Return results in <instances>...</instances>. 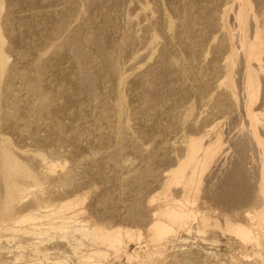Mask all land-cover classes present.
<instances>
[{
	"label": "bare ground",
	"instance_id": "6f19581e",
	"mask_svg": "<svg viewBox=\"0 0 264 264\" xmlns=\"http://www.w3.org/2000/svg\"><path fill=\"white\" fill-rule=\"evenodd\" d=\"M87 1L77 0L74 7L69 8V11L66 9L68 14L62 15L56 20L52 29L48 31L49 46L53 48L52 50L57 55L68 51L74 60L76 68L72 80L73 90L71 93L67 91L63 94V97L72 103L75 101L74 94L82 87L89 91L86 92L90 93L95 101L99 97L98 84L92 77L94 75H92L93 72L91 73L93 67L91 68L88 53L85 49L88 43L95 47L98 58L103 65V70L101 69L102 76H100L102 77L101 84L105 87L107 84L111 86L112 97L114 98V101L111 99L114 106L110 109L113 113H110L107 104L102 103L99 106L101 108L99 120L102 118L108 121L111 114L116 120L115 123L112 122L113 124L108 123L110 128L107 125L114 134L115 143L108 144L104 150L109 159L117 161L114 152L123 147L121 131L124 126L121 123L127 105L123 93L125 79L123 62L118 55L126 50L132 39V34L129 32L130 30H125L126 32L119 36V42H115L116 44L110 52L100 36V27L93 21L95 18L92 17L94 19L88 20L85 18L87 15H83V12L89 8ZM154 1L157 0H142L143 4L149 5V11H143L139 18L148 16L150 18L148 22L142 23V30L146 31L147 36L143 38L142 35L141 42L147 48L154 44L158 46V60L165 63L166 68L171 72L184 71L185 66L178 62V58L182 56L191 58L195 56V50L190 47V44L185 43L180 33L182 30L193 31L195 22L201 20L202 25L198 24L199 28L207 33L206 45L230 58L232 62H238L240 73L237 80L241 83L238 89L245 94L242 97L234 96L228 90L229 87L226 90L221 85L222 83H219L218 91L213 93L211 100H208L211 97L212 85L210 81H206L201 83L200 92L194 97V106L174 114L177 125L182 130L185 129L182 131V137L186 145L176 148L177 155L173 158V162L178 169V173H174L170 177L174 180L177 179V181L182 178L184 186L176 189L183 194L191 195L193 200L190 203H193V205L185 204V206L180 205L179 207L171 205L155 211L152 207L153 199H145V194L142 192L144 188L142 191L139 190V194L128 202L125 217L135 226L146 227L150 239L160 244L164 251L160 253V257L157 256L158 258L151 256L153 251H150V246H148L150 247L149 250L144 248V250H137L140 246H136L130 252L128 243L132 241L137 244L140 243L141 232L112 223L110 220L115 216V212L99 210L96 216H83V212L77 206L79 204L78 196L71 199H58L57 195L62 191L59 188L57 189V186L67 187L68 185L70 187V185H73L70 169L64 174L62 172L63 180L62 183L58 184V178L41 171L44 168L51 171L57 166L55 163L48 164L46 160L42 161L44 152L42 153V151L36 149L32 150V148L28 150L31 149L33 154H30L27 150L19 152L20 149L17 151V147L14 146L16 141H11L7 137L8 135L5 136V133L0 132V264H27V262L32 263V260H40V262L34 261L32 264H122L124 258L128 264H264V231L262 230L264 228V65L258 63L260 52L264 50V0H189L190 5L201 8V11H198L199 14L194 16V13L191 15L187 12L188 10H184L188 14L182 12L179 18L180 23L177 20V23L173 21L174 14L172 10L162 11L161 7L160 9L156 4H153ZM150 3L154 6H150ZM94 4L95 8H99L102 2L101 0H95ZM7 6L8 3L5 0H0V120L5 122L10 119L14 121L22 119V114L19 113V108L22 105H19L20 107L16 106L17 97L14 96V89L12 88L16 83L13 79L17 77L18 73L20 74V71L18 72V70H15L16 68L10 67L5 46L8 41H5L7 30L5 28L6 31L4 32L3 23H11L9 12L3 13V9ZM186 7L183 8L186 9ZM231 11L233 13L231 17L228 16L229 19L227 20V13ZM136 20L139 19L136 17ZM161 25L162 28L166 26L170 29V34L167 37L168 45L158 44V38L161 34L159 26ZM230 25L238 27L235 34L229 33L228 27ZM103 32L105 31L103 30ZM44 44L47 43L44 42ZM171 48L177 54L174 56H171V54V57L168 58L166 54ZM51 52L49 50V53ZM143 56V52L136 53L137 58ZM39 57H41L40 54ZM91 57L90 59L93 62L95 58ZM217 58L212 66L215 73L222 72L224 68L221 63L223 59L219 62ZM45 59H48V56ZM45 59L40 61H45ZM29 61L27 65H29ZM27 65L25 68H27ZM43 66L45 65L43 64ZM45 67L47 68V64ZM46 68L43 70L45 71ZM21 74L19 76L22 77ZM135 75L133 77H137ZM28 76L27 74V79ZM26 77L24 76V78ZM27 79L24 82L27 84V88H30L36 94V96L34 95L36 98L34 99L31 95L34 100L29 101L27 99L26 107L31 112L34 111L32 113H35L38 121H40L39 117L42 119L44 113L50 111L51 101H54L56 97L62 98V96L53 94L50 97L47 88L45 89V86L43 88V84L42 86L40 84L42 79L33 81L31 75L29 79L33 82H29V79L28 81ZM139 81H141L140 84L147 86L152 84L163 85L161 80L153 81L144 78ZM16 86L18 88L21 85ZM257 92L261 95L259 99V95H256ZM257 99L259 100L258 103L256 102ZM95 105L97 106V104ZM27 108L25 109L28 110ZM73 115H75L74 112ZM30 116L28 118H31ZM30 121L31 119L28 122ZM194 121L195 125L193 124ZM5 122H2V124H5ZM22 125H25V123ZM18 127L23 130L24 126ZM61 128L62 124L59 122L52 126V131L54 130L55 134L62 136ZM35 130H37L35 134H38V128ZM104 132L106 131L104 130ZM11 133L10 136L12 137ZM35 137L37 136H34V140ZM62 139L66 141L68 138L64 136ZM30 140L32 141V138ZM104 143H107V141ZM44 157L46 158V156ZM41 175L45 178L48 186L44 185V181H42L43 184H39L37 189H30V186H27L28 180L30 185L31 181L34 185V181L39 180ZM24 177L28 180H25ZM138 183L141 188L142 180L139 179ZM195 202L196 205H194ZM158 214L161 217L156 216ZM220 216L223 218V224L218 221ZM191 220L195 221V233L193 234L198 236L200 241H207V235L211 234L210 239L213 243L217 245L222 242L228 250L222 251L200 244L198 247L196 244H192L196 247L176 245V240L174 241L172 238L173 232L176 228L184 230H187L188 227L192 228L191 225L187 227ZM254 225L258 228L253 227ZM259 226H262V229ZM255 230L258 231L255 232ZM220 237H224L225 240L222 241ZM185 244L187 245V243ZM50 245L51 248L55 249H52V252H49ZM248 246L252 250L248 249ZM61 247L65 249H61ZM216 247L218 248V246ZM244 248H247L250 252L252 251L254 256L249 258V254L246 253V249V252L243 250ZM237 249L238 252L234 253L233 251ZM26 251H30L29 256Z\"/></svg>",
	"mask_w": 264,
	"mask_h": 264
},
{
	"label": "rangeland",
	"instance_id": "374dc122",
	"mask_svg": "<svg viewBox=\"0 0 264 264\" xmlns=\"http://www.w3.org/2000/svg\"><path fill=\"white\" fill-rule=\"evenodd\" d=\"M5 1L8 3V6L7 8L3 9V13L5 14L9 12V16L11 17V21L9 20L11 23H3L5 26H3V30L5 28L7 30H4V32L6 31L5 37L7 36L5 38V41L9 42V44L8 42L5 44L8 59L10 61L9 65L10 67L12 66L13 68H16L15 70H18V72L20 71V74L25 69L23 74H21L23 78L19 76L20 74L17 72V77L13 79L16 82H13L15 86H12V88L14 89L13 94L15 97H17V101L15 100L16 106L18 105V107H20L22 105V107L19 108V113L20 115L22 114V119L24 117V121L22 119L18 121L15 120L16 122L13 119L8 120L7 122L0 120V122H5V124L3 123L4 125L1 122L0 132L3 134L5 133V136L8 135L7 137L10 138L11 141H16V143H14V146L17 147V151H19L20 149L19 152L27 150V152L33 154L32 150L34 149L42 151V153L44 152L43 155L46 156V158L42 156V161L46 160L48 164L55 163L57 166L54 170L51 171L46 170L45 168L41 169V171L48 173L50 176L58 178V184L62 183L61 181L63 180V174L70 169L69 172H71L72 174L73 185H70V187L68 185L67 187L63 185L57 186L56 188H59V190L61 189L60 191H62L57 195L58 199H71L75 196H78L79 204L77 206L80 207L81 211L83 212L82 215L86 217H89L90 215L96 216L99 210H104L112 213L115 212V216H113L112 219L110 218V221L112 223H116L121 226H127L133 230H138L139 232H141L140 243L137 244L134 241L129 242L128 250L131 252L136 246H140L137 250H149V248L151 247L150 251H153L151 256H153V258L160 257V253L164 251V249H162L163 247L160 246V244H157L150 239L147 228L144 226H135L132 222L126 219L125 215L128 202L131 198L139 194V192L144 188L142 192L143 194H145V199H153L152 207L155 209V211L164 209L171 205L175 207H179L180 205L185 206V204H188L189 206L193 205V203H190V201L193 200L191 195H187L186 193L183 194L181 191L177 190L184 186V181L182 180V178L177 181V179L174 180L170 177L173 176L174 173H178V169L174 166L173 162V158L177 155L176 148L186 145L185 141L183 140L184 138L182 137V131H184L185 129L183 128L184 130H182V128L177 125L174 114L178 113L179 111H185L194 106V97L197 96L200 92L199 87L201 83L206 81H210L212 85V91L210 94L211 97H209L208 100H211L213 93H216L218 91L219 83H222L221 85L226 90L229 87L228 90H230L234 96H244L245 94L238 89L241 85L240 81L237 80V77L240 73L239 65L237 64L238 62H232L230 58L223 56L219 51L206 45L205 39L207 33L199 28L202 23H200L201 20H197V22H195L194 24L193 31L188 32L182 30L180 33L185 43L187 45L190 44V47L195 50V56L191 58H185L184 56L179 57L178 62H181L180 64L185 66V70L171 72L166 68L165 63L158 60V46L154 44L150 48H147L144 43L141 42L142 35L143 38L147 36L146 31L142 30V23L148 22L150 18L149 16L146 18H139V15H141L143 11H149V5L143 4L142 0H101V7L95 8V0H88L87 2L89 3V8H87L83 12V15H87L88 17H84L88 20H92L95 18V20L93 21L97 26L100 27V36L102 37L103 42L106 44V47L110 52L113 50L114 45L119 42V36L126 32L125 30H130L129 32L132 34L130 44L127 46L124 52L119 54L120 56L118 55V57L123 62V73L125 77L123 83V93L125 95L127 105L121 123L124 126L122 127L121 131V142L123 147L121 148L122 150L120 149L121 151L117 150L114 152V157L117 159V161H115L108 158L104 148L110 143H115V137L114 134H112L113 132H111L112 130H109V124L115 123L116 120L112 116V114L109 118L110 120L108 121L102 118H100L99 120V117L101 115V108L99 106H101L102 103H105L109 106L110 113H113L110 109H112V107L114 106V98L112 97L111 86L107 84V86L105 87L101 84L102 77L100 76H102L101 72L103 70V65L98 58V53L95 50V47L92 44L90 45V43H88L86 45L87 48L85 47V49L88 53V60L90 62L91 68L93 67L91 69V73L93 72L92 75L94 74L92 77L98 84L99 97L96 98L95 101V98L90 93H88L89 91L86 88L82 87L78 89L74 94L75 101L72 103L67 101V99L63 97V94L67 91H70L69 93H71L73 90L72 80L76 68L74 60L68 51H64L61 55H57L52 50L53 48L49 46L50 37L48 35V31L52 29V26L59 17L68 14L69 8L71 9L72 7H74L77 0ZM153 4H156V6H158L159 8L161 7L162 11H166L168 9L172 10L173 14L178 17V19H176L177 17L173 15V21L176 23L177 21L178 23L181 22L179 21V18L182 15V12H189L191 13V15L194 13L193 15L196 16L199 14L198 11H201V8L190 5L189 0H157L154 1ZM152 5L150 3V6ZM189 6L192 8H190ZM181 7L183 10L181 9ZM183 7H186V9ZM179 10L181 11V13ZM184 10L188 11L186 12ZM232 13V11L227 13V20L229 19L228 16L231 17ZM89 16L91 17V19H89ZM136 17L139 20H136ZM128 19L130 20L128 21ZM198 23L200 24V26ZM159 27L161 30V34L158 38V44L164 43L168 45L169 41L167 40V37L170 34V29L166 26H163L162 28V25ZM167 29L169 30V32ZM11 30L12 32H10ZM103 30L105 32H103ZM236 30H238V27L236 25H230V27H228V31L231 34H235ZM43 32L47 33L44 34ZM44 42H46L48 45L44 44ZM7 46L9 47L7 48ZM260 46L262 45L260 44ZM48 47H50L51 49ZM49 50L50 52L52 50V52L49 53ZM138 51L140 53L143 52L144 56L141 58H137L136 53H139ZM39 54L41 57H39ZM176 54L177 52L171 48L166 56L169 58ZM46 55L48 56V59H45L47 58ZM91 56L93 57V59L95 58L93 62L92 59H90ZM33 57L35 58L33 59ZM216 58L219 60V62H221V60L223 59L221 63L223 64L224 68L223 71L219 73H215L212 70V66ZM259 58L260 61L258 60V63L264 65V50L260 52ZM41 59H45L46 63H44L45 61H40ZM28 61L30 62L29 65H27ZM162 63L164 64V66ZM43 64L45 66L47 64V68L43 66ZM26 65L27 68H25ZM44 68H46L45 71L43 70ZM39 69L42 70L40 71ZM27 72H29L30 74ZM27 74L29 76L31 75V79L33 81H36L37 79H39L40 81L42 79L40 81V84L41 86L43 84V88L44 86L45 89L47 88L46 90L48 94H50V97L53 94H55L56 96H62V98L56 97L54 98V101H51L52 103L50 111L45 112V116L43 115L42 119L41 117H39V120L41 122L38 121L37 115L35 113H32L34 111L31 112V110L26 107L28 100L31 101L36 98V94L33 93L30 88H27L28 86L27 84H25ZM23 75L26 78H24ZM41 75H44V78ZM134 75L137 77H133ZM17 78L20 79L18 80ZM142 78H148L149 80L153 81L161 80L163 81V85H143L140 84L141 81H139L143 80ZM31 79H29V82H33ZM217 79H219V82L216 81ZM20 81L23 85L20 84ZM215 81L217 82V84ZM16 85H21L22 87L20 86L21 88H17ZM24 85V88L25 90L27 89V92L23 88ZM15 91L18 92H16L17 95L15 94ZM100 92L102 95L100 94ZM31 95H33L32 97L34 99L31 97ZM256 95H259L258 99L261 96L258 92ZM258 99L256 100L257 103L259 101ZM22 100L23 102L20 103V101ZM145 100L147 103H144ZM95 104H97V106ZM159 105L160 107H158ZM23 106L25 107L23 108ZM25 108H27L28 110H26ZM57 110L59 111L57 112ZM27 112L32 115L30 116V114ZM73 112L75 115H73ZM28 116H30L31 118H28ZM30 119L31 121L28 122ZM59 122L60 124H62V136H58V134L54 133V130L52 131V126L58 124ZM23 123H25V125H22ZM193 124L195 125V121L193 122ZM107 125L109 128L107 127ZM18 126H24L22 128L23 130H20L21 127L19 128ZM14 127L15 129L13 130ZM37 128L38 134H35L37 133V130H35ZM104 130L106 132H104ZM33 131L34 135L32 134ZM68 131L70 132L68 133ZM10 133L12 137L10 136ZM106 133L107 135H105ZM34 136H37L35 137V140ZM64 136H67V142L63 141L62 138ZM30 138H32V141L30 140ZM106 141L107 143H104ZM21 148L25 149L22 150ZM29 148H32V150H28ZM73 165L75 166L73 167ZM42 176L43 175H41V178L39 180L34 181V185H32L33 181H31L30 185V181L26 177H24V179L26 178L25 180H28L29 182L28 184L26 183L27 186H30L29 188L34 190L39 187V184H43L42 181H44V185L48 184L47 182H45V178ZM139 179L142 180V185L140 184L141 188L139 187L138 183ZM166 187L168 188V190ZM103 196L105 197L103 198ZM194 205H196V202L194 203ZM156 216L161 217V215L159 214ZM218 221L220 224H223V218L221 216L218 218ZM189 225H191L192 228H189ZM194 226L195 221L191 220V222L187 224V230L176 228L172 236L174 241H177H175V244H180L183 247H188L190 245L195 247L197 245L198 247V245L200 244L203 246L206 245V247L220 249L222 251L228 250L225 244L222 242L218 243L217 245L216 243H213L210 239L211 234L207 235L209 238H207V241H200L198 236L193 234L195 233ZM253 227L258 228V226L256 225H254ZM259 228L262 229V226H259ZM262 230L264 231V228ZM256 231L258 230H255V232ZM178 238L180 239V241ZM184 238L186 239L183 240ZM220 238L222 239V241L225 240L224 237ZM186 240L187 242L185 243H187V245L184 243V241ZM216 246H218V248ZM249 247L250 246H248L247 248L252 250V248ZM50 248L51 245L49 246V249ZM247 248H244L243 250L246 252ZM52 249L53 248H51L49 252L55 250ZM61 249L65 248L61 247ZM153 249H155L157 253ZM160 249L162 250L160 251ZM250 250H247L246 253L249 254V258H252V256H254V253H252V251L250 252ZM233 252L237 253L238 249L234 250ZM28 253H30V251H26V254L29 256ZM34 261L37 263L40 262V260H32V263ZM32 263L27 262V264ZM122 264H128L125 258L123 259Z\"/></svg>",
	"mask_w": 264,
	"mask_h": 264
}]
</instances>
